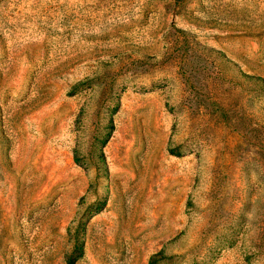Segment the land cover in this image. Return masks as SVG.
<instances>
[{"label":"rangeland","instance_id":"1","mask_svg":"<svg viewBox=\"0 0 264 264\" xmlns=\"http://www.w3.org/2000/svg\"><path fill=\"white\" fill-rule=\"evenodd\" d=\"M0 264H264V0H0Z\"/></svg>","mask_w":264,"mask_h":264},{"label":"trees","instance_id":"2","mask_svg":"<svg viewBox=\"0 0 264 264\" xmlns=\"http://www.w3.org/2000/svg\"><path fill=\"white\" fill-rule=\"evenodd\" d=\"M73 252L69 255V259L74 260V259L80 257L81 254H82V244L80 243L79 247H78V250H74Z\"/></svg>","mask_w":264,"mask_h":264}]
</instances>
